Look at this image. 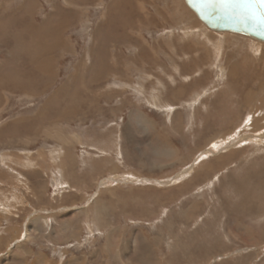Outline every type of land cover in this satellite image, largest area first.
<instances>
[{
  "label": "rangeland",
  "instance_id": "374dc122",
  "mask_svg": "<svg viewBox=\"0 0 264 264\" xmlns=\"http://www.w3.org/2000/svg\"><path fill=\"white\" fill-rule=\"evenodd\" d=\"M255 117L264 43L185 0H0V264H264Z\"/></svg>",
  "mask_w": 264,
  "mask_h": 264
},
{
  "label": "water",
  "instance_id": "95a60500",
  "mask_svg": "<svg viewBox=\"0 0 264 264\" xmlns=\"http://www.w3.org/2000/svg\"><path fill=\"white\" fill-rule=\"evenodd\" d=\"M207 28L219 32L247 35L264 42V19L260 18L261 6L256 0H185Z\"/></svg>",
  "mask_w": 264,
  "mask_h": 264
},
{
  "label": "bare ground",
  "instance_id": "6f19581e",
  "mask_svg": "<svg viewBox=\"0 0 264 264\" xmlns=\"http://www.w3.org/2000/svg\"><path fill=\"white\" fill-rule=\"evenodd\" d=\"M186 5H187V4H186ZM187 7H188V6H187ZM188 8H189V7H188ZM189 9H190V8H189ZM195 14H196V13H195ZM198 18H199V17H198ZM199 20H200V19H199ZM200 21H201V20H200ZM201 22H202V21H201ZM202 23H203V22H202ZM203 25H204V23H203ZM204 26H205V25H204ZM205 27H206V26H205ZM206 28H207V27H206ZM57 29H58V28H57ZM208 29H209V28H208ZM210 29H211V28H210ZM210 29H209V30H210ZM54 30H55V29H54ZM212 30H213V29H212ZM214 31H215V30H214ZM215 32H218V33H220V34H224V33H227V32H228V33H232V32H229V31H227V32H222V33L219 32V31H215ZM54 33H55V32H54ZM232 34H236V33H232ZM238 35H239V36H242V37L245 36V37H247V38H250V39L254 40L253 38H251V37H249V36H247V35H244V36H243V35H240V34H238ZM254 41L257 42V43H260V44H261V43H264V42H259V41H256V40H254ZM45 52H46V51H45ZM40 53H42V52H40ZM40 63H41V62H40ZM40 63H39V64H40ZM36 65H37V64H36ZM42 67H44V65H43ZM42 67H41V68H42ZM44 68H45V67H44ZM31 73H32V72H31ZM11 85H12V84H11ZM9 86H10V84H9ZM243 95H244V94H243ZM244 98H245V97H244ZM246 98H247V97H246ZM243 103H244V102H243ZM256 119H257V118L255 117V119L252 121L251 124L253 125L254 128H252V129H250V130H253L254 132H257V134H256V135L252 134V135H251L252 137H249L250 135H247V137H245L244 140L247 141V140H250L251 138H254V137H260V139L257 138L256 140H255V139H254V140H255V141L264 142V131H263L264 129H263L262 127H255V121H256ZM258 133H259V134H258ZM244 140H243V141H244ZM214 144H216V143H214ZM215 146H217V145H215ZM187 172H188V170L186 171L185 175H187ZM188 174H189V173H188ZM177 179H179V178H177ZM257 186H258V185H257ZM262 188H264V184L262 185ZM254 190H255V189H254ZM254 200H255V199H254ZM261 200H262V199H261ZM259 201H260V199H259ZM248 202H249V201H248ZM252 202H253V200H252ZM251 204H252V203H251ZM244 207H245V206H244Z\"/></svg>",
  "mask_w": 264,
  "mask_h": 264
},
{
  "label": "snow or ice",
  "instance_id": "6c2138e0",
  "mask_svg": "<svg viewBox=\"0 0 264 264\" xmlns=\"http://www.w3.org/2000/svg\"><path fill=\"white\" fill-rule=\"evenodd\" d=\"M248 7H256V6H261L264 8V0H256V4H250L247 5ZM260 18L264 19V10L260 12Z\"/></svg>",
  "mask_w": 264,
  "mask_h": 264
},
{
  "label": "crops",
  "instance_id": "0c3cea01",
  "mask_svg": "<svg viewBox=\"0 0 264 264\" xmlns=\"http://www.w3.org/2000/svg\"><path fill=\"white\" fill-rule=\"evenodd\" d=\"M231 146V145H230Z\"/></svg>",
  "mask_w": 264,
  "mask_h": 264
}]
</instances>
